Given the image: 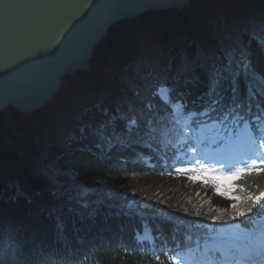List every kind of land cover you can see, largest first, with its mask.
Segmentation results:
<instances>
[{"label":"trees","instance_id":"16d2710c","mask_svg":"<svg viewBox=\"0 0 264 264\" xmlns=\"http://www.w3.org/2000/svg\"><path fill=\"white\" fill-rule=\"evenodd\" d=\"M142 19L112 27L97 49L99 58L92 60L101 72L111 71L121 93L116 85L102 83L107 76L91 73L64 79L65 92L35 113L0 114V264H49L41 254L54 240L60 249H88L95 264H171L165 250L115 248L123 240L118 234L139 236L148 224L151 232L145 238L175 233L170 243L181 245L187 241L180 234L188 235L190 227L249 228L264 215V200L243 216L231 213L219 220L207 208L159 206L154 195L130 179L143 172L147 158L152 161L148 154L162 149V128L172 110L158 94L160 86L167 85L172 100L182 98L187 108L215 99L213 113L232 119L239 113L250 121L251 111L264 112V47L254 38L264 35V0H192L183 11L148 12ZM139 29L147 34L137 33ZM201 34L213 40L214 54L204 49ZM143 36L148 37L145 45ZM143 47L152 52L145 54ZM139 50L144 63L137 62ZM166 58L171 62L163 68ZM181 65L198 67L184 71ZM95 78V85L86 84ZM50 174L70 182L77 194L88 191L84 200L89 208L39 186L38 180ZM240 186L245 188L239 205L244 211L247 196L264 192V180L247 175ZM168 218L181 223L173 225ZM5 225L10 227L3 233Z\"/></svg>","mask_w":264,"mask_h":264},{"label":"water","instance_id":"95a60500","mask_svg":"<svg viewBox=\"0 0 264 264\" xmlns=\"http://www.w3.org/2000/svg\"><path fill=\"white\" fill-rule=\"evenodd\" d=\"M192 0H0V113L48 104L63 77L90 67L112 26Z\"/></svg>","mask_w":264,"mask_h":264},{"label":"rangeland","instance_id":"374dc122","mask_svg":"<svg viewBox=\"0 0 264 264\" xmlns=\"http://www.w3.org/2000/svg\"><path fill=\"white\" fill-rule=\"evenodd\" d=\"M145 14H143L142 16L136 17L134 19H129V20H134V22L138 21V23H141L142 21H144L142 19V17ZM156 14H158V16H160V12H157ZM123 21H126V20H123ZM123 21H121V22H123ZM118 23H120V22H118ZM118 23H116V24H118ZM156 23L159 24L160 23L159 20H156ZM188 23H190V22H188ZM116 24H114L112 27H114ZM153 25H155V23L150 25V26L152 27ZM191 25L194 26L193 23H191ZM143 28H150V27L149 26H142L141 29H143ZM141 29H139V31L137 33H143L144 35H146L147 32H145V31L143 32V31H141ZM146 31H148V30H146ZM197 31H203L202 27H200V28L197 27ZM205 36H207V35H205ZM143 37H145V39L143 41V44L145 45L146 42H148V37L147 36H143ZM201 38H203L204 45L207 48L206 49L204 47V49L208 50L210 54H214L213 40L212 39L210 40L208 37H204L203 35ZM159 43H161V42H158L157 45H159ZM101 45H103V43ZM146 47H143L145 49V52H146L145 54L152 52L151 50L146 49ZM160 54H162V53H159L158 55H160ZM163 56L166 57L165 53ZM142 57H143V54L141 55V50H139L137 59L141 60ZM96 58H99V57L96 56ZM166 59L167 60L163 61V64H165L163 66V68H165L166 65L168 63L170 64V62H171L170 59H168V58H166ZM138 60H137V62H138ZM181 62L184 63V60L181 59ZM156 64H161V62L159 61V63H155L153 65H156ZM100 66H102V65H100ZM182 67H183V70L185 71L186 69L190 70L193 67H198V66H192V65L185 66V65H183ZM92 68H93L92 75L98 77V74H100V72H101V67H99V64H93ZM163 68H161V69H163ZM189 70H187V71H189ZM108 72L111 73V71H109V70H106V72H101V74H103V75H101V74L100 75L105 76V77L107 76L106 78L108 79V81H102V83L105 86L106 85L112 86V84L116 85L115 91H117V92L119 91V93H121V91L118 89L117 83L110 77V74H108ZM111 76H114V75L112 74ZM138 76H142V75L138 73ZM104 78H102V79H104ZM88 80H90V79H88ZM105 86H103V88H105ZM67 87H68L67 83H65L63 88L66 89ZM175 107H177V106H175ZM175 107H174V109L177 110V108H175ZM150 126H151V123H150ZM206 127H209V128H206ZM184 132H185V130H184ZM214 132L215 131H213V124L212 125L208 124V125L202 126L201 129L197 130L194 133L195 136H193L192 138L194 141H197L198 143H203L206 145L207 149H205L204 151L217 154L218 156L225 155L226 153L229 154V152L232 149L228 145L218 146V143H216V137L214 135L215 134ZM209 143H212V147L208 146ZM200 154L201 153L199 151L191 152V159H193L197 162V159L200 157ZM258 156H260V153L256 152L253 155L252 160L257 159ZM209 166L214 167L217 170L224 171L217 164L211 163V164H209ZM192 175H200V173L199 172L178 173L175 176L169 175V174L168 175L147 174V175H139V176H134V177L130 176V179L132 180V183L135 187L143 189L149 195H154L157 198V200L162 201V204H174L176 206H183V207H188V208L189 207L207 208L208 210L213 211L215 214H219V213L224 214V213L229 212V211H232L231 213H233V209H232L231 205L233 203L238 204V201H233L231 199H228L225 196L218 194L216 192L215 187L211 183L205 185L202 182V180H199V179L196 181L191 180L190 176H192ZM38 181H40L39 186H41L46 191L51 189L49 193H51L53 195L57 194L58 196H60L63 193V194H65V197L67 198V200L68 199H74V198L80 199V198L85 197L88 194L87 193L88 191H85L82 194H77L75 192L73 186L70 183H62L59 180H57L56 177L52 174L47 176V178L45 180L41 181L39 179ZM222 183L231 184L232 181H223ZM47 186L49 189L47 188ZM234 194L236 195V193H234ZM57 198H60V197H57ZM60 199H62V198H60ZM57 248H58V245L56 246L55 249H57ZM61 248H62V245H61Z\"/></svg>","mask_w":264,"mask_h":264},{"label":"snow or ice","instance_id":"6c2138e0","mask_svg":"<svg viewBox=\"0 0 264 264\" xmlns=\"http://www.w3.org/2000/svg\"><path fill=\"white\" fill-rule=\"evenodd\" d=\"M260 32L264 33V22L260 25ZM254 38L259 40L261 47H264V35L255 36ZM244 67H247V65H244ZM163 91L164 89L161 87L159 92ZM234 119L242 120L243 117L237 113V116L234 117ZM132 123H135V121L133 120ZM261 143L264 144V140H262ZM192 151L194 152L195 149L193 148ZM175 171L177 173L199 172L200 175H192L190 176V179L193 181L198 179L202 180L205 185L211 183L215 187L218 194L233 201H239L241 197L234 194L238 189H240L238 181L244 178L249 172H264V159L260 161L253 159L250 162L242 163L240 166L233 167L229 171L217 170L214 167H210L208 164L200 163V161H197L196 165L177 168ZM163 174L164 173H161V175ZM169 175H171V173H169ZM223 181H232V183L224 184L222 183ZM245 199L249 201V206H247L244 211L240 209V206L237 203H233L231 205L235 216H243L247 212H251L254 205H259L261 200H264V192H261L256 196H247ZM184 211H187V209H184ZM197 215H199V213H197ZM212 219L219 220L220 217H213Z\"/></svg>","mask_w":264,"mask_h":264},{"label":"bare ground","instance_id":"6f19581e","mask_svg":"<svg viewBox=\"0 0 264 264\" xmlns=\"http://www.w3.org/2000/svg\"><path fill=\"white\" fill-rule=\"evenodd\" d=\"M185 9V8H184ZM184 9H182V10H179V11H183ZM150 12H154V11H150ZM159 12V11H158ZM154 13H157V12H154ZM132 19H134V18H132ZM111 29V28H110ZM109 29V30H110ZM109 30H108V32H109ZM107 32V33H108ZM141 36H142V34H141ZM104 40H105V37L101 40V42L98 44V46L95 48V50H93V53H92V58H91V60H90V67H89V69H87V71H84V70H78V71H76L75 72V75H73V76H78V77H80L81 75L83 76V75H88V74H91L92 72H93V68H92V65H93V62H92V60H93V58L94 57H96V56H98L99 57V54H100V51L101 50H97L98 48H99V45L100 44H102V42H104ZM143 53H141V55H142ZM151 57L152 58H155V56L154 55H151ZM143 60H145V57H144V55H143V57H142V59L141 60H138V62H142ZM142 63H144V62H142ZM73 76H71V77H73ZM71 77H69V78H71ZM96 77V76H95ZM66 78H68V76H66V77H63L62 79H61V87L59 88V90L57 91V93L55 94V96L50 100V102H53L56 98H57V96H59V93H60V91H62V92H65L64 90H63V88H62V86L63 85H65V83L66 82H64L63 80L64 79H66ZM240 78H242V76L240 77ZM98 79L99 78H95V79H93V81H92V83H91V81L89 82V84L88 83H86L87 85H89V86H91V85H95L96 84V82L98 81ZM237 80H238V78H237ZM246 80L244 79L243 80V82H245ZM238 83L240 82V81H237ZM247 84V83H246ZM76 96H81V92H79V93H74ZM65 100H66V102L67 103H72V97H70L69 95H68V98H65ZM49 102V103H50ZM47 104H45L42 108H40V109H38V110H41V109H43L45 106H46ZM7 110H13V109H10V108H8V109H5L3 112H5V111H7ZM38 110H33V111H30V112H28V113H21V112H18V111H14L15 113H17L18 115H29V114H31V113H35L36 111H38ZM26 117V116H25ZM25 117H23V118H25ZM34 118H31V120H33ZM43 121H45V119H42ZM62 127V126H61ZM60 127V128H61ZM61 132H64L62 129L60 130ZM34 132H37L36 130H34ZM46 133H42V135H45ZM21 166V165H20ZM22 167V166H21ZM84 198V197H83ZM72 210V209H71ZM73 212V211H72ZM220 214H222V213H219V214H217V216L218 217H220L221 215ZM79 216H81V215H79ZM8 227H10L9 225H5L4 227H3V229H2V232L3 233H5L6 231H7V229H8ZM65 228H66V224H65ZM65 233L66 234H70L69 233V231H66V229H65ZM122 237H124V238H128V237H126V234H122L121 235ZM59 239H61V240H63V235H62V233L61 234H59ZM61 242V241H60ZM64 242H66V241H64Z\"/></svg>","mask_w":264,"mask_h":264}]
</instances>
